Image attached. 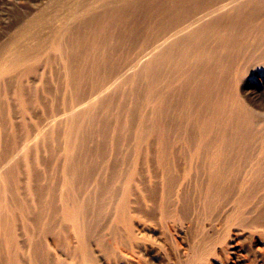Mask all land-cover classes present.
I'll return each mask as SVG.
<instances>
[{
    "label": "bare ground",
    "instance_id": "obj_1",
    "mask_svg": "<svg viewBox=\"0 0 264 264\" xmlns=\"http://www.w3.org/2000/svg\"><path fill=\"white\" fill-rule=\"evenodd\" d=\"M60 7L1 49L0 264H131L164 224H260L264 112L239 85L264 74V0Z\"/></svg>",
    "mask_w": 264,
    "mask_h": 264
},
{
    "label": "rangeland",
    "instance_id": "obj_2",
    "mask_svg": "<svg viewBox=\"0 0 264 264\" xmlns=\"http://www.w3.org/2000/svg\"><path fill=\"white\" fill-rule=\"evenodd\" d=\"M62 1L0 0V58H5V56L8 57L9 55V52H7L8 54L1 52L2 46L5 45L7 47L9 44V47H12L13 39L22 32L23 28L26 27L27 29V26H30L29 23L35 21L40 15L42 17L56 15V18L59 16V19L55 18V26H58L56 24L60 25L61 19L66 14L64 8L60 7ZM34 30L32 28L30 31L34 33ZM48 32L49 30H45V33ZM29 40L33 42L31 38ZM9 47L7 48L10 49ZM0 63L3 62L0 61ZM239 88H241L242 94H245L251 108L259 112H264V74L262 75L261 70H256V73L248 78H244ZM263 218L257 226H254V224H245L242 227L238 222H231L228 223L229 225L221 223L217 230H211L210 225H208L209 222L205 220L203 223L202 220H198L190 227L185 224H179L176 227L171 223L170 225L164 224L162 228L161 226L158 227L155 234L151 236L144 234L141 237L140 241L145 245L147 252L142 249L140 253L134 251L131 264H138V262L139 264H264ZM118 228L121 232L120 235L123 236L125 226L119 224ZM202 229L203 232L201 231ZM212 235L215 236L212 237ZM105 239L107 240V236H105ZM109 241L112 245V240L108 239V243ZM200 243L211 244L210 250H202ZM115 247L114 249L118 251L116 253L119 255V247L117 245ZM225 251L228 253L226 254ZM96 255L97 263L95 264H118L115 261L109 262L102 254L96 253ZM118 257V259H121V254ZM75 263L76 261H72L68 264ZM119 264H122V261Z\"/></svg>",
    "mask_w": 264,
    "mask_h": 264
}]
</instances>
